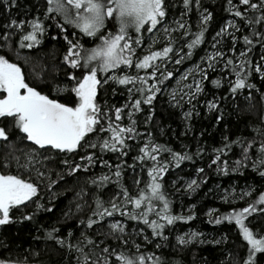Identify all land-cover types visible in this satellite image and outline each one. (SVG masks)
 Returning <instances> with one entry per match:
<instances>
[{
    "label": "snow or ice",
    "instance_id": "1",
    "mask_svg": "<svg viewBox=\"0 0 264 264\" xmlns=\"http://www.w3.org/2000/svg\"><path fill=\"white\" fill-rule=\"evenodd\" d=\"M2 2L8 7L16 5V0ZM44 4L46 7L42 13L37 9V14L31 19H11L0 29V144L7 149L3 167L7 168L15 162L17 169L24 170L29 177L25 179L21 175L0 172V226L13 223V210L27 208L29 203L35 204L36 211L43 209L52 212L53 209L45 208L38 202V198L40 183L47 181L45 187L51 191L63 179L62 174H57L58 178L53 180L51 174L43 169V162L52 159L46 153L55 150L57 153L79 155L80 162L62 160L68 175L81 170L88 172L99 162L109 169L111 175L101 174L92 178L90 183L97 188L115 183L119 192L108 201L100 196L94 198L91 215L79 221L85 229L79 237L74 238L71 231L67 237H61L60 229L53 225L50 230H44L46 240L78 253L76 264H183L180 259L168 261L155 252L142 251V244L137 243L133 237L143 236L147 244L155 243L157 238L168 241L164 233L169 226L195 218L194 213L187 216L172 213L171 201L162 183L164 174L170 168L179 169L185 161H192L193 155L187 151H174L158 143L151 132L140 133L133 117L142 111V104L151 107L162 90L161 85L174 77L172 71L161 69L160 65L172 60L173 55L176 57L174 63L179 65L191 58L194 49L204 43L213 13L206 8L200 11L201 0H182L179 18L174 17L169 24L167 16L172 5L168 0H44ZM193 6L199 13L198 31L195 32L184 19L192 12ZM224 11L234 19L220 27L213 37L212 51L201 57L206 67L196 65L194 70L181 76L178 84L187 81L189 77H192V83L183 84L179 99L176 90L170 93L171 101H175L177 106L185 97L188 98L187 103L191 104L204 91V81L209 79L208 71H215L221 63L229 75L235 76L234 80L228 81V91L233 96L241 89L254 87L247 83L253 72L259 73L264 79V52L260 54L259 62L253 63L250 58L256 45L264 49V0H227ZM235 18H239V23ZM53 25L66 47L61 61L66 81L63 85L55 82L57 69L53 70L50 79H45L43 74L36 73L34 67H29L31 58L21 55L22 49L40 46ZM144 32L153 34L147 49L142 47L145 43ZM245 32L247 34H243ZM154 33H161L166 40L162 48L155 50L153 45L159 41ZM173 33L178 35L174 36ZM237 33L242 35L237 36ZM17 35L18 39H14ZM225 37L230 38L231 42L228 52L222 50ZM51 39L56 40L58 37L52 36ZM88 41L92 46H85ZM239 41H242L243 47L237 52ZM138 49L146 54L141 56ZM229 52L232 55H228ZM126 69H134L136 74L126 72ZM140 71L146 74L139 75ZM100 74H103L102 79L98 78ZM197 75L199 79H196ZM150 80L153 83L150 84ZM109 82L126 88L127 101L122 106L107 103L101 106L97 103L98 87ZM211 83L216 88L223 86L221 78L213 79ZM41 86L47 88L48 93L40 90ZM113 92L115 94V89ZM63 93H68L72 99L61 102L52 96L55 94L58 97ZM207 107L209 111L220 110L217 100L208 101ZM193 110L184 113L185 120L191 118ZM126 111L128 123L125 125L123 121ZM153 114L148 115L145 124L152 121ZM222 119L221 114L217 122ZM160 131L163 133V129ZM253 132L255 134L251 138L239 136L230 139L224 136L221 146L213 149L214 158L209 167L216 165L217 172L227 175L229 161L222 158L238 148L240 158L232 162L231 171L238 172L250 164L253 171L264 177V118L261 119V126L255 127ZM138 138L143 142L137 146L138 154L133 157L132 165L121 162L113 166L95 151L87 154L78 152L81 148L98 149L100 153L111 152L118 154V158L125 157L132 150L129 141ZM20 144L27 146L18 147ZM203 151V148H198L195 155L200 156ZM165 154L169 159H164ZM136 162H139L141 171H147L148 181L141 188V180L134 178L135 191L130 192L121 183V178L125 167L135 170ZM196 171L203 174L204 168ZM199 186L200 182L192 179L187 183L186 190L194 192ZM256 192V189L243 191L239 198L251 197ZM84 195L86 193L83 190L76 194L78 200H83ZM235 195V189L231 192L225 190L221 199L230 204ZM75 207L76 212L80 213L85 204L78 202ZM217 212L216 209H210L206 213L209 223L219 225L225 221L234 222L238 234L246 242V255L237 257L229 254L231 258L228 264H259L260 258L264 257V234L260 230L254 232L246 221L255 213L264 214V191H260L246 207L233 208L226 214L217 215ZM117 213L124 219H117ZM71 214L68 212L64 215L68 217ZM34 215L35 212L24 214L20 221H31ZM153 215L158 219H152ZM126 221L137 222L132 232L128 231ZM141 224L151 229V239L149 235H144L145 228ZM105 225L107 231H96ZM89 229L96 237L103 239H94L88 234ZM261 229L264 230V225H261ZM203 237L204 233L194 230L175 235L174 255L179 256L196 243H222V240L206 241ZM108 239L116 241L115 246L108 245ZM155 247L162 249L164 245L155 243ZM0 264L15 262L0 260Z\"/></svg>",
    "mask_w": 264,
    "mask_h": 264
},
{
    "label": "trees",
    "instance_id": "2",
    "mask_svg": "<svg viewBox=\"0 0 264 264\" xmlns=\"http://www.w3.org/2000/svg\"><path fill=\"white\" fill-rule=\"evenodd\" d=\"M172 7L167 16V23L171 24L173 18H179L180 11L183 7L182 0H168ZM235 2V0H234ZM201 9H208L213 13V19L208 24V30L205 33V41L198 48L194 49L191 58L185 59L183 63L176 65L173 59L165 61L160 65L161 69L167 68L168 71L174 73V77L170 80H165L161 85L162 90L157 94L153 100L151 107L142 104V111L137 112L133 119L137 121V128L140 133L146 134L151 132L154 139L160 143L171 147L174 151L183 152L187 151L193 155L192 161H185L179 169L170 168L164 174L162 183L164 192L167 198L171 201V211L175 215L187 216L194 213L195 218L191 221L183 222L178 221L175 225L169 226L165 230L164 235L168 236V241H163L159 238L155 243L164 245L162 249H156L155 243L147 244L143 240V236H134L133 239L137 243L142 244V251L155 252L162 258L172 261L180 259L183 264H228L231 256H245L246 250L244 245L246 242L238 234V227L233 223L227 221L217 225L209 223V217L206 215L210 209H216L219 214H226L233 208L239 209L246 207L251 203L260 191H264V177H261L258 172L253 171L251 165L247 168H242L238 172L231 171L232 162L239 159V149L236 148L233 153H229L227 159L229 161V172L225 175L222 172H217L216 165L209 167L211 160L214 158L213 149L220 147L222 138L228 136L230 139L243 136L251 138L255 133L253 129L261 126V119L264 118V79L261 78L259 73L253 72L248 78L247 83L254 85L253 88L241 89L235 96L228 91V81L234 80V75H229L228 70H224L221 64L217 65L215 71L209 70V79L204 81V91L192 101L191 104L187 103V99L181 101L177 106L175 101H171L170 91L178 90L176 86V77L183 71L194 67V65L202 64L201 57L211 49L213 37L220 27L228 20L234 19L228 12L224 11L227 6V0H201ZM46 7L44 0H16L14 7L5 6L0 0V29L8 24L11 19H31L37 14V9L42 10ZM199 13L193 6V10L184 19L187 23L192 25V31H198ZM239 23V18H235ZM112 25L109 24V28ZM231 31V29H229ZM243 34H247L246 32ZM153 34L144 32L145 43L143 48L147 49L148 44L151 42L150 37ZM173 35H178L173 33ZM242 33H237V36ZM52 36H57L58 39H51ZM18 39V35L14 37ZM187 41L185 40L184 43ZM166 43V42H165ZM165 43H158L153 45V49L162 48ZM86 47L92 46L90 41L85 43ZM231 46L230 38L225 37L223 48L228 52ZM237 52L242 49V41L236 45ZM66 51L65 42L62 36L58 33L55 26L49 28L43 38L40 46L33 49H22L21 55L31 58L29 67H34L36 73L43 74L45 79H50L53 70L57 69L56 83H66L63 78L64 69L61 67L62 56ZM140 55L146 52L137 50ZM186 52L187 49L185 48ZM264 52L259 45L253 49L250 58L253 63L259 62L260 54ZM2 54V52H0ZM232 55V53H228ZM15 59V57H12ZM23 63V61H20ZM159 63V62H158ZM126 72L136 74L134 69H126ZM78 74V73H77ZM144 71H140L139 75H145ZM159 77V72L157 73ZM103 78V74L100 77ZM221 78L222 87L216 88L211 80ZM153 83V81H149ZM115 89V94L113 90ZM40 90L48 93V89L41 86ZM53 98H58L61 102H69L72 96L68 93H63L60 96L52 94ZM224 97V99H221ZM179 99V95L177 96ZM217 100L220 105V110L209 111L207 102ZM127 101V90L124 86H119L115 83L109 82L108 84H101L98 87L97 103L103 106L105 103L108 105L122 106ZM171 101V102H170ZM193 110V115L189 120L184 119V113ZM154 112V114H153ZM149 114H153V119L150 123L145 124L146 118ZM223 115V119L217 122V117ZM124 124L128 123L127 111L124 114ZM163 129V133H161ZM103 135V134H101ZM96 139L95 136L92 137ZM143 141L139 138L136 141H129L132 145V150L125 157L118 158V154L111 152L100 153L98 149L91 150L81 148L78 150L79 154H87L88 152L95 151L98 155L102 156L103 160H107L111 165L115 166L117 163L124 162L126 165L134 163L133 157L138 154L137 146ZM25 144H20L18 147H26ZM198 148H203V154L196 156L195 153ZM7 149L0 144V172L21 175L23 178L28 179V174L24 170H18L15 162L7 168L3 167V158ZM52 159L43 162V169L51 174V179L56 180L57 174H62L63 179L59 180L58 184L53 186L49 191L45 185L47 181L39 184V198L38 202L43 204L45 208H52V212L44 211L43 209L36 211L35 204L29 203L27 208L21 207L18 210H13L11 213L13 223L0 226V260H10L15 264H76V257L79 255L74 251H69L67 248H61L53 241L46 240L45 229L50 230L53 225L60 229L59 235L67 237L69 231L73 233V237H79L80 232L85 231L80 226V219H86L91 215V208L94 207L93 200L96 196H100L103 200H110L116 193L119 192V187L115 183H110L104 188H97L90 183L94 177L101 174H109L108 168L103 167L99 162L88 172L79 171L76 174L68 175V169L62 164L63 159L70 161H79V155L57 153L55 150L46 153ZM164 159H169L165 154ZM151 166L150 164L148 165ZM198 168H204V173H197ZM139 178L141 180L140 187L143 188L148 181L147 171H141L139 162H136V168L125 167L124 175L121 178V183L129 188L130 192L135 191L133 179ZM34 179V176H33ZM113 179H115L113 177ZM192 179H197L200 182L199 188L192 192L186 190V185ZM203 181V182H201ZM179 189V190H178ZM235 189V194L242 193L249 189H256L257 192L251 197H245L240 200H233L232 202L225 203L221 197L224 195L225 190L231 192ZM83 190V200H78L76 194ZM36 199V198H34ZM83 203L85 207L82 212H76V203ZM195 205L193 208L192 206ZM159 208H157V211ZM35 212L34 218L31 221H20V217L24 214ZM71 212L72 214L65 217V213ZM117 219L123 220L117 213ZM152 219H158L152 216ZM128 224V231L132 232L136 228V221H126ZM246 224L254 231H261V225H264V214L255 213L248 217ZM144 235H149L151 229L144 225ZM190 230L204 233L203 239L206 241L222 240L219 245L205 243L190 245L187 250L180 253L179 256L174 255L175 235L188 232ZM89 235L94 239H103V237H96L91 229L87 230ZM99 231H107L105 225ZM39 237V239H37ZM75 243V239L72 241ZM170 242V244H169ZM108 245L115 246L116 241L108 239ZM259 264H264V257L260 258Z\"/></svg>",
    "mask_w": 264,
    "mask_h": 264
},
{
    "label": "rangeland",
    "instance_id": "3",
    "mask_svg": "<svg viewBox=\"0 0 264 264\" xmlns=\"http://www.w3.org/2000/svg\"><path fill=\"white\" fill-rule=\"evenodd\" d=\"M154 34L156 35V37H157L159 43L163 44V43L166 42L165 38L163 37V35H162L161 33H154ZM211 51H212V48L209 49L207 53H210ZM205 65H206V64H205ZM221 65H222V63H221ZM195 66H196V65H194V67H192V68H190V69H187V70L183 71L181 74H179V75L176 77V80H177V82H176V86L179 87L178 90H176L177 96L179 95V97H180V95L182 94V93L180 92V88L183 87V84H186V83H192V77H189V79H188L187 81H184L182 84H178V81H180L181 76H182L183 74H185L187 71H189V70H194V69H195ZM205 67H206V66H205ZM196 79H199V76H198V75L196 76ZM173 91H174V90H171L170 93H172ZM184 91H187V89H184ZM184 99H188V98L185 97ZM232 199H233V200H240V198H239V193H237Z\"/></svg>",
    "mask_w": 264,
    "mask_h": 264
}]
</instances>
